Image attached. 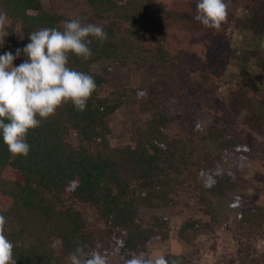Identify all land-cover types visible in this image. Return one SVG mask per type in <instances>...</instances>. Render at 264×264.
Instances as JSON below:
<instances>
[{"label":"trees","instance_id":"trees-1","mask_svg":"<svg viewBox=\"0 0 264 264\" xmlns=\"http://www.w3.org/2000/svg\"><path fill=\"white\" fill-rule=\"evenodd\" d=\"M236 1L251 11L241 27L251 33L250 37L254 41L251 47H258V38H264V1ZM155 2L50 0V6L44 8L39 0H0V6L10 19L8 38L0 47L3 50L15 48L16 52L30 43L31 32L42 28L63 30L65 21L91 18L92 23L105 29L108 39L100 44L92 38L89 45L93 53L91 58L85 61L70 55V68L89 74L87 65L94 60H151L152 66L157 69L161 67L162 71L183 75L185 80L187 78L191 81L194 78L193 71H190L192 63L197 60L205 64L207 56L210 58L216 47L205 45L202 41L201 45L206 46L204 52L197 49L198 53H190L191 59L184 54L180 59V52H185L189 37L184 38L186 33L179 32L181 24L171 21L168 22V33L171 36L176 34L174 46L172 42L163 39L155 42L160 34L159 20L152 15L146 17ZM16 23L21 27V39L13 37V26ZM229 52L230 65L241 67L244 74L249 72L246 66L252 60L251 56L258 57L259 54L258 49L248 47ZM21 56L25 62L27 57L23 53ZM175 58L180 60L179 63L173 60ZM258 59L257 65L262 69L264 58ZM89 75L94 77L97 90L89 99L86 109L80 112L72 103H66L62 105L66 111L59 108L55 115L43 120L38 128L30 130L27 135L30 152L26 157L13 156L0 134V214L7 218V235L15 245L17 264H68L69 254L78 245H88L86 250H91L95 249L97 242L102 245L100 251L108 259L124 255L131 258L132 252H143L147 256L146 244L150 239L168 237L169 219L157 215L147 224L139 221L135 215L137 202L146 190L153 191L151 206L166 207L175 215L191 211L180 221L177 231L178 238L186 243L194 244L199 233H203L207 227L212 229L217 222L214 214L212 219H206L212 208L207 191L226 187L233 178L227 173L228 179H216L219 171L215 168L213 157L205 153L192 155L193 148L182 138L176 140L181 148L179 158L176 163H170L174 155L168 146L171 141L165 135L166 132L156 129L157 122L165 127L163 119L157 122L153 120L156 124L143 131L136 127L134 132L138 136L133 145H111L104 135L110 132L108 113L113 112L116 103L111 97L98 96L103 82L100 76ZM239 81L242 84L238 105L249 114L264 119L263 106L252 95V87L245 82L246 78L241 77ZM138 90L136 95L143 94L140 98L147 100L145 90ZM125 97L122 92L123 101H126ZM153 102H156L157 107V101ZM203 108L207 111L210 105ZM148 109L146 103L137 108L135 113L140 115ZM161 114V110L151 112L154 118L163 117ZM213 133L214 137L219 136L218 145H225L226 148L234 145L233 141L222 137L217 129ZM99 142L101 144L97 146ZM82 143L91 146L96 144L97 147L88 149ZM160 160L167 164L168 169L160 166ZM250 210L234 220V232L241 237L247 238L253 234L255 238L264 240L263 210L258 206ZM56 240L59 243L57 249ZM165 257L169 261L175 259L179 264H192L182 254Z\"/></svg>","mask_w":264,"mask_h":264},{"label":"rangeland","instance_id":"rangeland-1","mask_svg":"<svg viewBox=\"0 0 264 264\" xmlns=\"http://www.w3.org/2000/svg\"><path fill=\"white\" fill-rule=\"evenodd\" d=\"M49 1L39 0L44 8L50 6ZM156 2L152 4L148 15L146 14V17L149 15L157 17L160 23L158 28L160 34L155 38V42L163 39L172 42L174 46L176 34L171 36L168 33L170 29L168 22L171 21L182 25L179 32L186 33L184 38H191L186 42L185 52H180V59L183 54L191 59L190 53L195 54L202 50L204 52L205 45L216 47L213 50L215 52L210 58L207 56L208 61L205 64L197 62L196 57L194 58L196 61L192 63V69L189 66L194 74L191 81L187 78L185 80L183 75L162 71L161 67L157 69L152 66L151 60L141 62L131 59L119 62L109 58L89 62L87 65L89 74L100 76L103 82L98 96L111 97L116 103L113 112L108 113L110 132L104 136L111 145L124 143L133 145L138 136V133L134 132L136 127L143 131L156 124L154 121L163 119L165 127L157 122L156 129L166 132L165 135L167 134L171 141L168 146L170 151H174V155L170 163H176L179 158L181 148L176 140L182 138L193 148L192 155L200 156L205 153L213 157L216 162L215 168L219 171L216 179L217 177L228 179L226 176L228 173L233 180L228 181L230 184L228 183L226 187L220 186L211 192L207 191L212 208L208 211L206 219L209 217L212 219L214 214L217 222L212 229L207 227L203 233H199L194 244L186 243L177 236L180 221H183L191 211L175 215L166 207L151 206L153 191L146 190L137 202L135 215L139 221L147 224L157 215L167 216L169 219L168 237L150 239L146 244L147 256L182 254L192 264H263L264 240L255 238L253 234L247 238L237 235L234 232L236 227L234 220L240 218L242 213L250 212L253 206L260 207L264 213V119L249 114L237 103L242 84L239 79L242 77L246 78L245 82L252 87L250 90L252 95L256 96L257 102L264 109V63L261 65L262 69L257 65L258 58H264V38L262 40L258 38V47H251L254 42L250 37L251 33L241 27L246 23L251 11L245 9L244 5L241 6L239 1L225 0L229 16L218 31L204 27L195 19L197 0ZM75 12L71 14L74 15ZM0 14H5L1 6ZM80 19L83 23L93 22L91 18ZM7 21L9 26V17ZM13 37L15 39L22 37L19 23L13 26ZM7 38L4 37V40ZM202 41L205 43L204 46L201 45ZM243 47L258 49L259 52L258 57L252 55V60L248 62L246 66L248 74H244L241 67H234L229 63L231 60L229 50L240 51ZM6 52L13 55L16 53L15 48L3 50L0 47V55ZM176 59L173 60L179 63L180 60ZM22 62L23 57L20 55L14 60L13 66H19ZM138 89L140 92L145 90L147 100L140 98L143 94L136 95ZM122 92L126 96V101H123L124 98L122 100ZM152 100L157 101V107L156 102ZM146 103L149 105V111H142L137 115L135 113L137 108L143 107ZM206 105H210L208 112L203 108L204 106L206 108ZM63 109L66 111V107L61 106L60 110ZM156 110L158 112L161 110L163 117L151 116V112ZM249 115L250 117H247ZM215 129L222 137L233 141L234 145L228 148L225 145H218L219 136L216 138L213 133ZM100 144L101 142L97 146ZM82 145L88 149L97 147L96 144L92 147L89 143ZM159 164L164 169L168 167L163 160H160ZM221 169L223 170L220 171ZM161 175L164 176L163 173ZM58 245L57 241L56 249ZM128 258L125 255L111 258L109 264H124V260Z\"/></svg>","mask_w":264,"mask_h":264},{"label":"clouds","instance_id":"clouds-1","mask_svg":"<svg viewBox=\"0 0 264 264\" xmlns=\"http://www.w3.org/2000/svg\"><path fill=\"white\" fill-rule=\"evenodd\" d=\"M195 19L204 27L220 30L229 16L225 0H197ZM7 16L0 14V42L9 35ZM92 38L103 44L108 39L105 29L95 23H83L73 18L63 23V30L42 28L29 34L30 43L17 49L15 55H0V134L13 156H27L30 145L27 135L38 128L43 120L55 115L66 103H72L83 112L97 90L93 76L68 66L69 56L85 61L93 55L89 45ZM27 60L13 66L21 54ZM8 222L0 214V264H17L15 245L8 238ZM88 245H78L68 256L70 264H109L108 256ZM124 264H179L164 255L146 256L132 252Z\"/></svg>","mask_w":264,"mask_h":264}]
</instances>
